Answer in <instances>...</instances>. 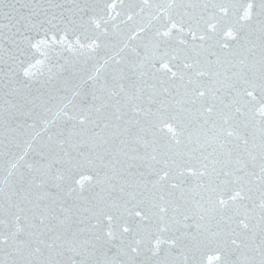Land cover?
Listing matches in <instances>:
<instances>
[{
    "label": "water",
    "instance_id": "obj_1",
    "mask_svg": "<svg viewBox=\"0 0 264 264\" xmlns=\"http://www.w3.org/2000/svg\"><path fill=\"white\" fill-rule=\"evenodd\" d=\"M0 264H264V0H0Z\"/></svg>",
    "mask_w": 264,
    "mask_h": 264
}]
</instances>
